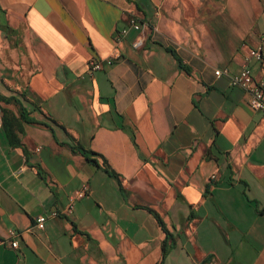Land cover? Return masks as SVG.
Returning a JSON list of instances; mask_svg holds the SVG:
<instances>
[{"label":"crops","instance_id":"1","mask_svg":"<svg viewBox=\"0 0 264 264\" xmlns=\"http://www.w3.org/2000/svg\"><path fill=\"white\" fill-rule=\"evenodd\" d=\"M263 34L264 0H0V264H264V114L214 75L264 82Z\"/></svg>","mask_w":264,"mask_h":264},{"label":"built area","instance_id":"2","mask_svg":"<svg viewBox=\"0 0 264 264\" xmlns=\"http://www.w3.org/2000/svg\"><path fill=\"white\" fill-rule=\"evenodd\" d=\"M129 27L135 31H140L144 28L142 23H139L135 19L129 21ZM126 29L122 30V34L126 33ZM133 48L137 49L142 46V40L137 39L132 44ZM264 48V34L262 35L260 43L256 46L255 49L249 52V57L253 58L256 61L262 60ZM117 57V55H114ZM111 59L105 61V65H111ZM102 64L97 60H91L87 64V72L92 74L94 71L101 70ZM216 77L220 75H225L228 77V82L231 87H236L248 95V103L251 109L258 111L264 114V82L260 80H255L251 74V71L248 67L244 66L241 70L234 75H230L226 69L214 71ZM87 191L86 186L81 187L79 190L75 191L68 198L67 206L62 211L51 210L47 213H41L35 218L34 226L38 230L44 228V224L48 219H55L59 217L60 214L69 215L73 211L74 202L77 199H80L85 196ZM19 232L13 229L7 231V238L10 240L11 248H16L18 246L17 237Z\"/></svg>","mask_w":264,"mask_h":264},{"label":"trees","instance_id":"3","mask_svg":"<svg viewBox=\"0 0 264 264\" xmlns=\"http://www.w3.org/2000/svg\"><path fill=\"white\" fill-rule=\"evenodd\" d=\"M0 101H2L5 104L13 103V104L17 105L18 108H19L20 116L22 118L23 109H22V107L18 104V102L14 98H9V97L7 98V97H4V96H0ZM1 126L3 127V132L5 133L6 138L8 137V139L10 141L12 139V135L10 133L8 134V131H9L8 128L9 127L8 128L6 127V122L4 120L2 121V119H1ZM10 143L12 145H14V146H19L20 145L18 141L10 142ZM83 153L88 155L87 158H86L88 161L92 162L94 165H96L98 167V165L95 162V160L94 159H90L89 156L90 157L98 156V157L102 158L101 155H98V154H96V153H94L92 151H83ZM102 161H103V164H102L103 171L105 173L109 174V175L111 174V175L116 176V174L108 168L106 160L102 158ZM154 216L156 218V221H157L159 227L164 231L165 238H166L167 232H166V228H165V225H164L163 221L160 219V217L157 214L154 213Z\"/></svg>","mask_w":264,"mask_h":264}]
</instances>
